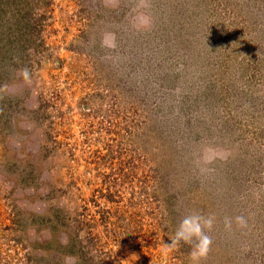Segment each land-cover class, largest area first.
I'll use <instances>...</instances> for the list:
<instances>
[{"label": "rangeland", "instance_id": "1", "mask_svg": "<svg viewBox=\"0 0 264 264\" xmlns=\"http://www.w3.org/2000/svg\"><path fill=\"white\" fill-rule=\"evenodd\" d=\"M22 2L0 30V264H74V234L95 264H161L190 214L214 217L201 264H264V0Z\"/></svg>", "mask_w": 264, "mask_h": 264}, {"label": "clouds", "instance_id": "2", "mask_svg": "<svg viewBox=\"0 0 264 264\" xmlns=\"http://www.w3.org/2000/svg\"><path fill=\"white\" fill-rule=\"evenodd\" d=\"M140 5L146 6V0H140ZM138 27L150 28L151 19L149 16L141 14L137 17ZM102 46L114 49L116 47V38L114 34H106L102 40ZM25 79L28 78L27 70L23 71ZM235 223L238 227L247 226V221L243 216L235 217ZM214 217H204L200 214H190L185 216L179 223L174 235L169 239L170 243H164L160 249L161 264H168V257L182 243L190 245L189 259L191 264H201L206 260L211 251L212 238L208 235L213 228ZM232 227V219L225 218V229Z\"/></svg>", "mask_w": 264, "mask_h": 264}, {"label": "trees", "instance_id": "3", "mask_svg": "<svg viewBox=\"0 0 264 264\" xmlns=\"http://www.w3.org/2000/svg\"><path fill=\"white\" fill-rule=\"evenodd\" d=\"M23 9L24 4L22 0H0V30L6 26L5 22L10 16L15 17V14L23 13ZM75 236L76 234L67 243V247L70 248V253L76 259L74 264H95L92 257L88 256L84 247L81 246L80 241L74 238Z\"/></svg>", "mask_w": 264, "mask_h": 264}]
</instances>
